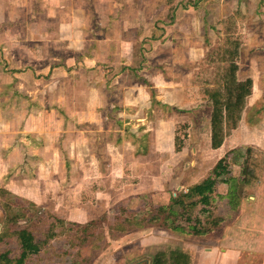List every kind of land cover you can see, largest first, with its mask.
I'll use <instances>...</instances> for the list:
<instances>
[{"label":"rangeland","instance_id":"obj_1","mask_svg":"<svg viewBox=\"0 0 264 264\" xmlns=\"http://www.w3.org/2000/svg\"><path fill=\"white\" fill-rule=\"evenodd\" d=\"M69 1L79 14L13 21L36 23L33 35L44 46L39 66L50 61L34 83L18 93L16 81L2 76L9 69L0 55V90L15 93L0 97V255L17 264V232L27 229L39 251L23 264H150L169 248L189 249L194 264H261L250 254L207 255L209 243L171 232L167 213L157 210L205 180L221 160L218 183L239 177L246 147L228 143L212 151L211 104L190 81L221 39L220 21L237 6L247 18L259 15L256 5L263 15L264 0ZM247 18L239 22L243 63L256 43L257 21L245 29ZM55 23L64 24L59 30L66 36L56 47L43 35ZM235 186L236 197L247 199ZM136 188L142 195L128 197ZM203 209L188 210L186 218L206 222Z\"/></svg>","mask_w":264,"mask_h":264},{"label":"crops","instance_id":"obj_2","mask_svg":"<svg viewBox=\"0 0 264 264\" xmlns=\"http://www.w3.org/2000/svg\"><path fill=\"white\" fill-rule=\"evenodd\" d=\"M52 1L55 2L53 3ZM48 2L52 4L50 5ZM260 2L261 0H259V3ZM258 7L259 6L256 5L254 13H258L259 15L254 14V18H251V16L247 18V14H245L239 6L229 13V15H231L239 12L240 14L245 15L247 18L246 22L244 23L245 29L247 26L252 25L253 21H257V27H251L253 29V34H255L254 39L251 40L252 47L254 46L253 41H256V43L255 47L251 49L250 52L252 53V51L255 50L254 55L248 57L244 63L241 58L239 59L242 51L241 38V46L238 57V60L242 61L240 62L241 64L237 60V65L239 66L237 74L238 79L241 81L250 79L252 81V94L247 99L246 107L243 112L239 127L233 131L230 137L225 139L221 148H223L228 143H232L235 147L245 146L246 149L252 148L264 156V108L261 109L260 106V104H262L264 101V59L261 58V51L264 52V47L261 48V42L264 45V36L261 37V25L264 26V14L261 15V7L260 10H257ZM75 13L79 14L75 11L74 5H72V3L71 5L67 4V0L64 2L56 0H0V55L3 57L9 69V72L3 74L2 76L6 77L7 79H11V81H16L17 85L15 89L18 91V93L21 92L22 88L34 83L36 78H38L36 76L37 73L44 70L41 68H44L45 66L47 67L50 64V61L39 66V61L42 60L41 56H43L42 51L44 46L42 47L41 40L33 35L36 23L19 22L16 24V22L13 21L16 19V17H27L30 14H32V18H36V14H66L68 16V14ZM65 19L68 21V17ZM260 22L262 23L261 25L259 24ZM63 25L64 24L61 23L59 25L55 23L47 26V29H45L43 32L47 44H53V46L56 47V41L60 38L66 37L59 30V26L62 28ZM66 27L67 32L72 30L71 28L68 31V25H66ZM262 30L264 33V28H262ZM47 57L48 56H44V59H47ZM38 68L41 70L37 71ZM241 71H244V73ZM5 94L12 95L15 93L10 90H0V97H4ZM207 131L209 134V144H211L210 119L209 128ZM220 149H212V151L217 153ZM245 157L238 165L239 177H237V179L234 176L232 178L227 177L226 182H220L216 185L215 191L211 196L210 208L207 210V213L209 214L207 217L208 219L211 216H214L222 221L223 216H232L231 214L234 213V209H231L232 207L229 206L228 198L232 192L235 193V185L240 183L244 189L243 191H247V199L244 198L246 193L241 199H238V205L236 207L233 219L230 217V220H224L221 223V226H223L221 230L219 232L214 231L209 236L196 237L183 234L180 235L193 239L197 238L201 241L209 243L204 246L206 251L209 252L207 254L209 256L218 251H221V253L226 256L228 254V257L230 255L238 257L240 254H250L253 257H259L261 259V264H264V201L261 200V196L264 197V194L261 193V190L264 186V160L256 183L253 185H246L242 181V167ZM135 186L139 187L138 185ZM133 191L134 192L129 194L128 197H137L138 195H142L141 192H138L137 188ZM222 208H225L226 211L222 212ZM209 241H213V245L210 244ZM169 249H176L188 253L191 257V264H194L193 253L189 249ZM150 264H152V260Z\"/></svg>","mask_w":264,"mask_h":264},{"label":"trees","instance_id":"obj_3","mask_svg":"<svg viewBox=\"0 0 264 264\" xmlns=\"http://www.w3.org/2000/svg\"><path fill=\"white\" fill-rule=\"evenodd\" d=\"M242 18V14L237 12L220 21L222 37L209 52L204 54L199 69L193 74L190 81V85L195 87L201 97L211 104L210 146L213 150L220 149L225 139L239 127L247 99L252 94V81L250 79L241 81L237 76L239 70L237 60L241 46L239 22ZM179 129L176 127L174 132V151L176 153L184 150V142L179 137ZM263 160L264 156L260 152L252 148L246 149L242 167L244 184L253 185L256 183ZM221 167H225L222 160L205 180L189 187L180 198L171 197V205L163 206L157 210L159 214L167 213L165 218L167 229L178 234L203 237L209 236L217 228L223 227L221 223L225 220V216L222 221L214 216L207 218L211 196L221 175L217 173V170ZM228 204L232 207L231 209L237 207L238 198L234 192L230 194ZM198 205H202L204 208L201 212L205 214V219H208L206 222L186 218V212L192 211ZM124 214V210H121L117 221L121 220ZM153 220L151 222H156ZM17 235L22 243V253L16 263L23 264L28 254L38 253L39 247L35 244L32 232L27 229L19 230ZM0 261V264L12 262L8 258V254L0 255ZM152 264H191V257L183 251L167 249L157 252L152 258Z\"/></svg>","mask_w":264,"mask_h":264}]
</instances>
